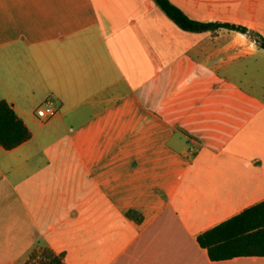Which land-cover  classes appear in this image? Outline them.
I'll list each match as a JSON object with an SVG mask.
<instances>
[{
	"label": "crops",
	"instance_id": "obj_1",
	"mask_svg": "<svg viewBox=\"0 0 264 264\" xmlns=\"http://www.w3.org/2000/svg\"><path fill=\"white\" fill-rule=\"evenodd\" d=\"M171 1L264 37V0ZM2 99L32 136L0 145V264L39 246L65 264H264L198 242L264 201L250 34L183 30L154 0H0Z\"/></svg>",
	"mask_w": 264,
	"mask_h": 264
},
{
	"label": "trees",
	"instance_id": "obj_2",
	"mask_svg": "<svg viewBox=\"0 0 264 264\" xmlns=\"http://www.w3.org/2000/svg\"><path fill=\"white\" fill-rule=\"evenodd\" d=\"M154 1L183 30L203 32L220 27L237 29L250 34L259 46L264 48V37L244 26L195 20L171 0ZM31 136V130L12 104L5 99L0 100V145L5 149H12L29 140ZM198 242L207 249L212 260L237 256H264V201L204 231L198 236ZM47 250L46 257L37 264H65L63 253L56 254L49 247Z\"/></svg>",
	"mask_w": 264,
	"mask_h": 264
},
{
	"label": "rangeland",
	"instance_id": "obj_3",
	"mask_svg": "<svg viewBox=\"0 0 264 264\" xmlns=\"http://www.w3.org/2000/svg\"><path fill=\"white\" fill-rule=\"evenodd\" d=\"M48 253L46 246H39L36 250L32 253L31 257L29 258L27 264H37L39 263L44 257H46Z\"/></svg>",
	"mask_w": 264,
	"mask_h": 264
},
{
	"label": "built area",
	"instance_id": "obj_4",
	"mask_svg": "<svg viewBox=\"0 0 264 264\" xmlns=\"http://www.w3.org/2000/svg\"><path fill=\"white\" fill-rule=\"evenodd\" d=\"M57 114V110L52 101H49L45 107L38 110L40 117H54Z\"/></svg>",
	"mask_w": 264,
	"mask_h": 264
}]
</instances>
